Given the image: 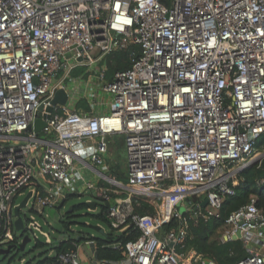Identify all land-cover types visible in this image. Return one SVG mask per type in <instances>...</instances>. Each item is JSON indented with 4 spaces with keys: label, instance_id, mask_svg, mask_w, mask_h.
<instances>
[{
    "label": "built area",
    "instance_id": "obj_1",
    "mask_svg": "<svg viewBox=\"0 0 264 264\" xmlns=\"http://www.w3.org/2000/svg\"><path fill=\"white\" fill-rule=\"evenodd\" d=\"M166 1L0 0V250L24 236L52 244L35 210L42 216L61 205L59 190L79 163L97 175L85 187L108 202L112 228L139 235L112 246L122 252L117 262L94 264H215L187 248L188 224L219 218L239 174L264 160V0ZM125 50L130 68L107 81L103 59ZM77 68L86 69L79 78L98 81L107 102L77 107L81 99L65 85ZM58 89L69 100L46 113ZM47 114L35 133L34 121ZM117 137L126 183L97 169L109 168ZM28 193L32 207L20 209L17 232L15 200ZM167 194L191 205L190 214L175 204L166 216L152 204V214L136 210L135 198ZM255 203L251 197L222 228V242L242 240L247 249L235 264H264V211ZM80 244L58 255L49 248L56 259L43 264H81Z\"/></svg>",
    "mask_w": 264,
    "mask_h": 264
},
{
    "label": "trees",
    "instance_id": "obj_2",
    "mask_svg": "<svg viewBox=\"0 0 264 264\" xmlns=\"http://www.w3.org/2000/svg\"><path fill=\"white\" fill-rule=\"evenodd\" d=\"M162 3L167 4L166 0H160ZM128 51H115L110 55L105 56L103 59V63L107 66L106 80L110 81L114 71L117 70H126L130 68L131 64L128 58ZM85 68H77L75 69V75H78L80 72H85ZM74 73V72H73ZM78 108H82L83 110H88L89 106L84 100H79L77 103ZM122 144V143H121ZM109 176L116 178V180L126 183L125 169L121 168L120 163L115 162V164H110L109 167ZM264 179V160L261 163H258L254 166H251L244 171H242L237 177L238 185L235 187L234 196L226 197L220 209L219 218H211L208 220H204L202 218H197L196 220H189L188 224V232L189 239L187 243L188 249H193L198 254H200L203 258L207 260L214 261L215 264H235L241 259H243L247 255V249L245 248L242 240L237 241H218L213 238L216 234V231L220 228H223L225 220L227 217L233 212L240 209V206L245 205L249 202L251 197L255 198L256 207L264 211V183L262 185H258L257 181ZM102 184V183H99ZM105 185V184H103ZM76 194V193H75ZM72 194L71 196H75ZM71 196H66L63 200L64 202ZM93 200L97 201L96 207L99 208L100 213L96 216L100 220L104 221L109 225L111 229L112 226L107 217V209L108 202L104 201L102 198L93 196ZM147 208L148 206L145 204H141V207H136V210L141 214L145 213L143 208ZM77 208H86L85 204L80 206H73L72 209ZM148 210L153 211L148 207ZM37 215H41L40 212L36 211ZM65 220L61 223L63 226V234L61 239L54 238L52 239V244L48 245L45 243L37 242L35 247H47L41 254L42 260L38 261L36 264H43V261H55L56 258L47 257L49 248L54 251L56 255L61 252H65L70 249H75L73 246L75 243H80L83 241H95L96 250L95 257L98 260H107L110 262H117L122 257L121 250H114L112 248L113 245L118 242L121 244H125L130 240L136 239L139 235L135 231H129L128 233H120L117 237H113L112 235H104L103 238H85V237H76L78 240L71 238L69 235L68 239H65L64 234L69 230L68 224H71L70 220L73 218L72 212L65 214ZM66 220L68 222H66ZM174 225V222L171 221L164 225V231L169 229ZM70 226V225H69ZM8 257V256H6ZM28 264V263H25Z\"/></svg>",
    "mask_w": 264,
    "mask_h": 264
},
{
    "label": "rangeland",
    "instance_id": "obj_3",
    "mask_svg": "<svg viewBox=\"0 0 264 264\" xmlns=\"http://www.w3.org/2000/svg\"><path fill=\"white\" fill-rule=\"evenodd\" d=\"M75 78V71L72 74V76L69 78V82L72 83L73 79ZM95 83L97 82L94 81ZM96 83V88L99 92V95H101V88L100 84ZM87 91L88 93L90 92ZM81 94H83V91H81ZM119 140V141H118ZM123 141V138H115L113 139V145L109 146V152H108V158L107 162L112 165L115 164V162L120 163L121 168L125 169L126 167V152L124 150V146L121 144ZM79 154L82 155L84 159L87 158L86 154L84 152L78 151ZM87 161V159H86ZM76 166L78 167V171L75 172L74 179L71 180V178L67 179L68 194H75V196L69 197L61 207H53V208H47L44 210V213L42 216L36 215L38 221L42 225V229L47 232L50 236V238L58 239L63 234L62 231L63 226H61V223L64 222L65 214L67 211L71 210L73 206L77 207L85 203H89L93 200V196H96L95 189H88L85 187V183H93L94 185L98 184V177L93 172V170H90V168L86 167L83 164L76 163ZM80 168V171H79ZM99 171H101L104 174L109 175V172L107 171L105 166H99L97 168ZM80 176L83 177V180L80 179ZM156 191V189L154 190ZM123 196V195H122ZM25 197V195L18 196L15 200V202L18 204L22 201V199ZM169 198H164L162 200H154L152 203L149 200V198L141 197V198H135V204L136 207L140 208L141 204L147 205L149 208H156V210L160 211H166L169 209V207L173 206L175 204L176 209L179 210L180 214H186L187 216L190 214V206L187 207V205L184 203V205H180L179 202L176 200H168ZM150 204H152L154 207H152ZM32 207V201L29 202L28 206L24 209H22V212L29 211ZM148 207L143 208L145 213H153L151 210H148ZM188 209V210H187ZM155 211V210H154ZM72 215L73 218L70 220L71 223L69 226V230L66 231V234H64V238L68 239L69 235H71L72 239H75L76 237H85V238H103L104 235H112L113 237L118 236V230L111 229L107 223L100 220L96 216L100 213L99 208L96 207L94 210L86 208H77L72 209ZM66 222H68L66 220ZM97 226L100 228L102 232L95 231L91 229L90 227ZM223 229L220 228L216 231V234L213 236L215 240L221 241V237L223 235ZM39 243H44V239L41 237L38 240ZM36 243L32 239L29 243L26 244L25 249L23 252H20L17 250H12L11 254L7 255L8 257H4L3 255H0V264H36L38 261L42 260L40 254L47 248L45 247H35ZM79 256L82 255V248L79 246L78 248ZM23 261V262H22Z\"/></svg>",
    "mask_w": 264,
    "mask_h": 264
},
{
    "label": "water",
    "instance_id": "obj_4",
    "mask_svg": "<svg viewBox=\"0 0 264 264\" xmlns=\"http://www.w3.org/2000/svg\"><path fill=\"white\" fill-rule=\"evenodd\" d=\"M69 100V96L67 94V92L64 90V89H58L55 94H54V97L53 99L50 101V106L46 108V113H50L51 112V107L52 106H55V105H65L67 104ZM39 113L43 111V106H40V108L38 109ZM43 119H47L49 120L50 119V116L49 114L45 115V116H42V118H37L34 123H33V131L35 133H39L42 128L45 126V122L43 121ZM259 161V159H256L254 160L253 162H251L249 164V167L251 166H254L255 164H257ZM30 197V194L28 193L23 199L22 201L19 203L18 206H16L14 209H13V216L16 218V220L14 221V228H15V231L17 232H21L23 231V220H22V217L20 216V209H24L25 208V205H26V202L27 200L29 199ZM98 202L95 201V200H92L91 202L89 203H85V206L88 208V209H91V210H94L96 208V204ZM207 204V200L204 199L201 204H200V207L201 208H204ZM72 209L67 211L66 214L68 213H71ZM70 224H68V227H69ZM91 229L95 230V231H98V232H102L100 230L99 227L97 226H92L90 227ZM233 239H240V234H237V236ZM78 240V238H76V241ZM31 240L28 236H24L21 243L17 246H12V245H9L7 246V248L5 249H2L0 250V255H3L4 257H6L7 255L10 254L11 250L13 248H16L17 252L20 251V252H23L24 249H25V246L27 243H29ZM169 246H171L172 244L169 243L168 244Z\"/></svg>",
    "mask_w": 264,
    "mask_h": 264
},
{
    "label": "crops",
    "instance_id": "obj_5",
    "mask_svg": "<svg viewBox=\"0 0 264 264\" xmlns=\"http://www.w3.org/2000/svg\"><path fill=\"white\" fill-rule=\"evenodd\" d=\"M74 71H75V69L71 71L69 77L72 76ZM83 73L84 72H80L78 75H75V78L73 79L72 83H70L69 81L65 83V85H67L66 86L67 89L70 90V92L72 93L73 98L76 99V97H77V98H80L81 100H84L86 102L87 101L88 102L92 101L95 103L96 102L98 103L100 101L101 102H103V101L107 102L108 97L104 96L103 94L99 95V92L97 91V88L95 85H96V83H98V81L95 83L94 81H96V79H94V77H92V79H88V80L87 79L85 80V78H79V75H81ZM75 79H78V80L75 81ZM89 88H91V89H90V92L88 93L87 91H89ZM81 91H83V94H81ZM107 171L109 172V168L107 169ZM107 176H109V175H107ZM68 188L69 187H68V184L66 182V184L64 186H62V188L59 190V193L62 194L64 197L70 196L71 194L67 193ZM63 203H64V201L61 203V205L59 207L63 206ZM152 212H154V210ZM79 246H81V248H82V255L80 254V256H79V253H78V258H79L81 264H94L98 260L95 257V250H96L95 242L90 243V244L89 243L86 244L85 241H83V242H81L80 245H78V248H79ZM78 248H77V252H78Z\"/></svg>",
    "mask_w": 264,
    "mask_h": 264
},
{
    "label": "bare ground",
    "instance_id": "obj_6",
    "mask_svg": "<svg viewBox=\"0 0 264 264\" xmlns=\"http://www.w3.org/2000/svg\"><path fill=\"white\" fill-rule=\"evenodd\" d=\"M171 196H172L171 194H167V197H165V198H169L170 199ZM169 210L170 209H167L166 211H164V215L165 216L168 214Z\"/></svg>",
    "mask_w": 264,
    "mask_h": 264
},
{
    "label": "flooded vegetation",
    "instance_id": "obj_7",
    "mask_svg": "<svg viewBox=\"0 0 264 264\" xmlns=\"http://www.w3.org/2000/svg\"><path fill=\"white\" fill-rule=\"evenodd\" d=\"M16 250V249H15ZM11 252H13L12 250H11ZM11 252H10V254H11Z\"/></svg>",
    "mask_w": 264,
    "mask_h": 264
}]
</instances>
